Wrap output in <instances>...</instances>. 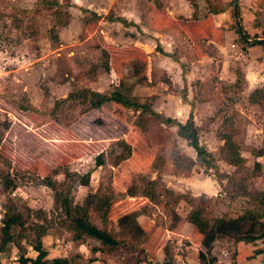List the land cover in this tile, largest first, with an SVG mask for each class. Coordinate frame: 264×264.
Wrapping results in <instances>:
<instances>
[{
    "label": "rangeland",
    "instance_id": "rangeland-1",
    "mask_svg": "<svg viewBox=\"0 0 264 264\" xmlns=\"http://www.w3.org/2000/svg\"><path fill=\"white\" fill-rule=\"evenodd\" d=\"M72 5L71 0H0V240L5 210L27 221L24 233L19 226H11L10 239L0 246V264H19L22 258H34L36 252L29 240L37 230L44 231L41 240L47 260L65 256L75 264H210L213 258L212 264H246L244 257L236 256L242 250L237 251L234 237L240 235L237 239L247 243L264 239V220L237 219L254 207L252 197L264 190V98L251 102L255 90L248 94L242 72L245 58L256 57L254 51L246 55L248 51H240L238 46V54H220L209 49L213 60L201 63L207 73L202 74V81L198 79L201 94L197 98L207 100L209 105L196 111L194 123L198 143L211 155V167L204 166L174 126L141 116L144 133L132 127L135 139H124L130 123L138 120L134 109L116 107L115 102L111 112L99 109L86 113L90 108L89 88L86 81H77L69 62L73 59L77 65L87 64L89 68L91 64L88 76H94L108 60L96 50L97 45L76 50L74 55L62 48L61 29L69 22ZM89 14L85 21L95 18L94 13ZM231 21L236 24L234 17ZM229 60L236 64L227 70ZM234 71L239 75L231 83L228 79ZM112 80L108 93L118 82L116 77ZM123 139L146 166L141 167L137 159L113 166L122 154L117 141ZM226 139L243 158L237 165L228 163L233 155ZM98 156L101 165H96ZM39 162L47 166L44 174L38 172ZM128 167L139 169L130 174ZM87 175L89 183L81 184ZM128 187L135 195L142 196L145 191L155 197L144 212L161 231L187 220L194 205L203 208V215L211 223L220 217L231 219L230 225L206 233L211 237L202 247L206 252L203 261L194 248L202 233L192 224V229L183 231L187 238L172 237L161 244L162 248L154 246L168 259L160 260L158 254L147 250L151 245L147 247L145 242L164 240V233L153 234L151 240L146 235L127 233L134 216L131 204L124 215V229L112 228L101 215L105 200H110L111 206L127 195ZM63 198L72 205H82L85 198L90 200V221L110 229L120 245L105 247L88 236L75 239L70 218L60 207ZM219 233L223 235L216 238ZM258 246L259 253H264V243ZM242 249L243 254L251 253L247 247Z\"/></svg>",
    "mask_w": 264,
    "mask_h": 264
},
{
    "label": "crops",
    "instance_id": "crops-1",
    "mask_svg": "<svg viewBox=\"0 0 264 264\" xmlns=\"http://www.w3.org/2000/svg\"><path fill=\"white\" fill-rule=\"evenodd\" d=\"M211 1L214 3V0ZM225 1L227 0H222V4ZM263 2L264 0H238L237 5H239L243 25L247 30L249 28L252 31L251 33L248 30L252 35L261 32L262 27L255 26L254 21L264 23L261 20L264 17L259 18L264 16ZM71 3L73 5L69 8V22L61 29L64 31L60 36L64 42L62 48L68 49L69 52L73 51L74 55L76 50L97 45L96 50H104L108 55L107 67L98 69L94 76L91 75L92 77L88 76L92 68L91 64L89 68L87 64H84V66L87 65L86 67L77 65L73 59L69 62L77 75V81L83 83L86 81L85 86L92 91L108 96L110 84L114 83L112 78L116 77L117 81H122L128 86L132 85L133 95L137 101L141 104L147 103L161 117L185 123L191 115L194 123V119H197L196 111L201 108L206 109L209 105L207 100L197 98L201 94V91L198 92L201 86V84L197 86L198 79L202 81L203 70L206 71L202 69L201 63L206 59L213 60L208 50L217 51L220 54L234 51L232 53L238 54L241 48L248 51V53L245 51L246 55L253 50L256 56L254 58L250 54L251 57H246L248 59L245 58L243 62V79L247 85L248 94L264 87V48L259 44L255 46L246 44L247 46L244 47L238 41L235 31L230 27L232 16L229 8L212 13L208 11L205 0H196V5L189 0H71ZM215 3L217 4L218 0ZM89 13H94L95 18L85 21L84 17ZM117 17L124 21L113 19ZM238 46H240L239 50ZM237 58L240 59V57ZM234 63L236 64L235 60H229L227 70H230V65ZM238 75L234 71L228 81L235 83ZM217 76L220 77L219 74ZM114 103L112 100L104 101L98 107L88 109L86 113L99 109L111 112V105ZM115 106L122 107L119 103ZM136 113L138 114V111ZM160 124L165 126L164 123ZM173 126L176 127V125ZM129 127L130 130L126 131L128 133L123 137L134 140L135 136L132 134L134 130H131L133 122ZM138 160L145 165L140 158ZM139 167H128L131 170L130 174L136 173ZM37 169L41 174L47 172V166L42 162H39ZM149 203L151 201L143 195L121 196L109 207L106 220L110 221L108 224L112 228L124 229V215L129 213L127 206L131 204V212L134 216L132 219L131 216L129 218L131 226H127L129 229L127 233L143 237L146 235L147 239L150 238L149 240L154 239L159 233H164V240L156 239V242L146 240L145 245L147 247L151 245L147 250L152 254H158V259L168 260L165 254L159 255L161 244L165 245V242L172 237L187 238L183 231L192 229V225L184 219L181 224L175 223L170 230L161 231L157 226L154 227L150 220L148 221V215L144 212L145 206ZM115 206H117L116 216L112 215ZM200 232L202 238L198 239L194 248L198 256L201 252L205 254L206 259V252L202 250V247L206 239L208 241L211 236L206 235L208 232ZM236 233L238 235L240 231L237 230ZM238 237L240 235L234 237L235 247L238 252L242 250V253L236 256L244 257L246 264H264V253H259V248H256L259 247L258 243H264V239H259L258 242L253 239L252 242L247 243L242 239L238 240ZM244 243L247 245L244 246ZM158 245L160 246L154 248ZM246 247L251 249L248 255L243 254L242 248Z\"/></svg>",
    "mask_w": 264,
    "mask_h": 264
},
{
    "label": "trees",
    "instance_id": "trees-1",
    "mask_svg": "<svg viewBox=\"0 0 264 264\" xmlns=\"http://www.w3.org/2000/svg\"><path fill=\"white\" fill-rule=\"evenodd\" d=\"M189 1L193 5H196V0H189ZM205 1L208 4L209 12L218 13V12L225 11V9L229 8L231 16L235 18V15L233 14V11H232L233 0H227L223 4H222V0H218L217 4L215 3L216 0H214V3L211 0H205ZM236 17L239 19L240 24L242 26V30L244 34L246 35V37L247 38L253 37L252 43L249 45L256 44L255 39H257V37L264 38V23L263 22H260L258 20L254 21L255 26L262 27L261 32L259 34L251 35L246 30V28L243 25V20L241 17L239 5H237ZM113 19L124 21L120 17L113 18ZM67 22L68 21H66L63 25L67 24ZM232 23H231L232 25L230 26L231 29L235 31V33L237 34V39L241 42V44L244 47H246L247 45L243 42V40L238 35L236 24H234V22ZM259 45H261L264 48V44H259ZM101 51H102V55H104L107 60L108 59L107 53L104 50H101ZM104 67H107V62L106 64L104 63ZM86 91L87 93L91 95V98L89 99L90 108L98 107L102 102L107 101V100H112L116 103L121 104L125 108H132L135 111H138V116H137L138 120H135L133 122V127L135 129H139L143 133H144L143 126L145 127L144 125L145 123L142 122L141 116H145V115L150 116V118L151 117L155 118L157 121H159V123H164L167 126L176 125L178 129L177 130L178 135L181 136L182 138H185L188 142V145L192 146L195 149L196 156H197V162L202 163L204 166H208V165L210 166V161H209V157H211L210 152L205 147H202L201 144L198 143V139L196 137L197 134L195 131V126L193 124L191 115L189 116V118L187 119L185 123L176 122L175 120L171 118L161 117L159 114H157L151 109L150 105L145 104V103L144 104L139 103L136 97L133 95V86L132 85L128 86L122 81H118L115 83L114 89L112 90V92L109 93L108 96L105 94H101L99 92L92 91L90 89H86ZM92 97H95L97 99L92 100ZM251 97L253 98L251 102L253 103L260 102L259 99L264 98V87L255 89V91L251 93ZM0 141H1V136H0ZM229 141L227 142V139H226L225 143L226 144L228 143L227 147L230 148L233 158L229 160L227 158L226 159L228 160L229 164L237 165L238 162H242L243 158L238 152L237 147H235L234 144ZM117 142L118 144H120L122 148V151H121L122 154H120L119 156L115 158L113 162V166H118L123 161L130 160V159L138 160L139 157L137 156V153L133 151L131 144L128 141L123 139V140H118ZM260 155L262 154H257V156H260ZM101 164H102V161L99 159V156L96 157V165H101ZM144 166L146 165H143V163L141 162V167H144ZM88 178H89V175L86 176V180L82 181L81 184L87 185L89 183ZM48 183H50L51 185L53 184L51 182H48ZM148 183L150 185L152 182H148ZM131 189L132 188L130 187L127 188L126 190L127 194L130 196H135V193ZM89 196L90 195L88 194V197ZM143 196H146L149 200H155V197L148 192L144 191ZM252 202H254L253 204L254 207L245 210V212L237 219L253 217V218H257L258 220H264V190L257 192V194H255L252 197ZM90 203L91 201L85 198L82 205H72L67 200V198H63L62 204H60V207H61V210L64 212V214L69 216L70 218V224H71L70 227L72 228L74 232L73 237L75 239H79V238H82L83 236H88V237H92V238L99 240V242L105 247H113V248L118 247L121 241L116 239L113 236L110 229L98 227L96 224L90 221L89 219ZM104 205L106 207L104 209V212L101 215L102 217L106 218L107 212L110 206V200H105ZM203 211L204 210L202 207L200 206L198 207L194 205V208L190 210V212L188 213L186 217L187 221L190 224L194 225L198 229V231H202V232H212L214 230L221 231L226 227V225L227 226L230 225L229 222H231V219H225V218H220V217L214 218L211 223L210 219H207L205 215H203ZM26 224H27L26 218H21L20 214H12L10 209L5 210L4 218H3V227L1 228L3 236L0 240V246L5 244V242H7L10 239L11 236H10L9 230L12 225L19 226L21 231H23L22 233H24V230H27ZM43 235H44L43 230H37L34 232L33 237H31L29 240V243L32 246L33 250L36 252V256L34 258H30V257L22 258L20 259L19 264H27L28 262H30L31 264H75L68 257H63V256H55L49 259L50 262L47 263V261H49L46 258L47 251L41 240ZM221 235L223 234L221 233L217 234L216 238ZM200 256L203 259H205V254L200 252ZM213 261L214 260L212 258L209 260V263L212 264Z\"/></svg>",
    "mask_w": 264,
    "mask_h": 264
},
{
    "label": "water",
    "instance_id": "water-1",
    "mask_svg": "<svg viewBox=\"0 0 264 264\" xmlns=\"http://www.w3.org/2000/svg\"><path fill=\"white\" fill-rule=\"evenodd\" d=\"M237 4H238V0H233V13L235 15V21H236V28L238 31V34L240 36V38L245 42V44H250L252 41L246 37V35L244 34L243 30H242V26L240 24L239 19L236 17L237 14ZM255 42L257 44H264V38H257L255 39Z\"/></svg>",
    "mask_w": 264,
    "mask_h": 264
}]
</instances>
